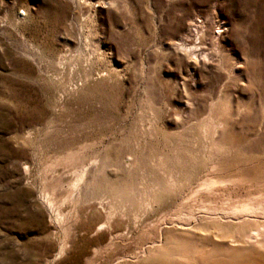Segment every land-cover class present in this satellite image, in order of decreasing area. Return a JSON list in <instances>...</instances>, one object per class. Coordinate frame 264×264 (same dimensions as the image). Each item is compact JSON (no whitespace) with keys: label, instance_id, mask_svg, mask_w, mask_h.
Instances as JSON below:
<instances>
[{"label":"rangeland","instance_id":"374dc122","mask_svg":"<svg viewBox=\"0 0 264 264\" xmlns=\"http://www.w3.org/2000/svg\"><path fill=\"white\" fill-rule=\"evenodd\" d=\"M260 241L264 0H0V264H264Z\"/></svg>","mask_w":264,"mask_h":264},{"label":"bare ground","instance_id":"6f19581e","mask_svg":"<svg viewBox=\"0 0 264 264\" xmlns=\"http://www.w3.org/2000/svg\"><path fill=\"white\" fill-rule=\"evenodd\" d=\"M256 209H257V208H256ZM233 210H234V209H233ZM257 210H258V209H257ZM260 210H261V209H260ZM256 212H257V211H256ZM262 212H263V211H262ZM231 213H232V212H231ZM236 213H237V212H236ZM238 213H239V212H238ZM257 213H259V212H257ZM253 214H254V213H253ZM247 215H248V214H247ZM249 215H251V214H249ZM237 216H239V215H237ZM255 216H256V215H255ZM261 231H262V230H261ZM254 235H255V234H254ZM254 235H253V236H254ZM251 236H252V234H250V237H251ZM259 236H261V233L259 234ZM256 237H257V236H256ZM258 238H259V237H258ZM248 239H249V238H248ZM250 239H251V238H250ZM250 239H249V242L251 241ZM255 239H256V238H255ZM257 241L259 242V240H257ZM260 242H261V243H264L263 241H260ZM256 243H257V242H256ZM261 245H262V244H261ZM255 246H256V245H255ZM263 246H264V245H263ZM260 247H261V246H260ZM260 247H258V248H260Z\"/></svg>","mask_w":264,"mask_h":264}]
</instances>
